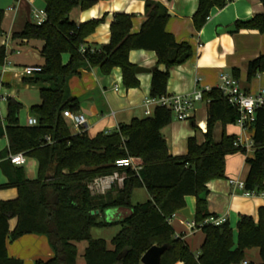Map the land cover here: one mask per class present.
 <instances>
[{"label":"trees","instance_id":"trees-1","mask_svg":"<svg viewBox=\"0 0 264 264\" xmlns=\"http://www.w3.org/2000/svg\"><path fill=\"white\" fill-rule=\"evenodd\" d=\"M232 0H198L192 21L200 32L210 18L213 8L223 9ZM264 8V0H259ZM47 20L41 25L27 24L14 35L18 39L44 42L42 71L26 80L30 84L47 85L39 90L40 104L30 108L36 125L21 126V104L12 99L7 102L6 121L0 117V137L7 136L8 148L0 153L1 169L8 179L7 186L15 188L18 197L0 202V264H24L9 256L7 240L16 241L25 235L47 237L54 257L35 264H76L75 243L86 242V264H140L142 256L154 246L166 247L160 264H239L245 252L256 248L264 264V207L259 209L258 220L240 216L236 226L238 239L235 247L233 231L225 221L221 225L204 224L216 218L208 212L207 200L199 195L207 192V184L225 179L227 156L246 150L235 146V136L225 133L228 125H236L239 112L228 103L219 88L203 91L202 101L208 105L206 132L202 141L194 136L188 139L187 153L176 157L169 153L161 129L174 119L171 111L158 106L145 119H133L130 124H120L108 134L90 138L86 132L73 134L64 119V111L78 115L79 102L70 95L69 80L80 70L98 68L110 75L115 68L122 74L125 88L139 87L136 66L129 61L131 51L154 52L157 68L152 72L150 98L167 95L170 71L192 59L189 43H178L166 31L170 14L154 1L145 3V21L137 34H133L132 15L117 14L110 25V40L99 50L86 45V38L102 20L76 24L70 20L72 10H86L94 0H43ZM4 11L0 10V36ZM238 30H255L264 35V13L246 22L237 21ZM84 47L85 51L81 52ZM68 55L67 64L62 57ZM6 50L0 48V66L5 63ZM164 67V71L158 69ZM239 70L231 75L239 79ZM264 74V54L247 63L246 82L251 83ZM221 124L220 142L213 139L214 128ZM194 126V125H193ZM196 129V126H194ZM252 131L253 159H246L249 167L244 181L247 192L264 195V111L256 110ZM23 154L36 159L38 178H26L24 170L11 164L10 156ZM139 159L137 171L132 168L117 169L115 163L123 159ZM125 176L122 187L116 184L104 194L95 193L90 186L96 179L112 176L115 172ZM1 188V187H0ZM145 189L148 200L133 204L135 190ZM196 198L193 221L203 224L204 241L199 253L191 252L184 235L175 236L169 223L173 215L185 207V197ZM56 197V203L53 200ZM126 209L130 214L120 221H107L104 215L114 209ZM99 212L93 214L92 212ZM16 219L15 229L9 231V221ZM120 226L111 239L112 249L104 239H94V228ZM123 255L120 259L119 256Z\"/></svg>","mask_w":264,"mask_h":264},{"label":"crops","instance_id":"crops-1","mask_svg":"<svg viewBox=\"0 0 264 264\" xmlns=\"http://www.w3.org/2000/svg\"><path fill=\"white\" fill-rule=\"evenodd\" d=\"M92 7L81 10H72L70 20L76 24H84L93 20H102L94 32L86 38V45L91 50H99L102 46L110 43V25L117 14L132 15L133 34H137L145 21V3L154 1L162 4L168 10L170 18L166 25V31L172 34L178 43L187 42L193 50V57L185 64L174 67L170 71L167 84V95H192L196 90H210L219 88L220 76L222 74L231 75L232 69L239 70V81L242 89L249 94H256L264 88V74L258 75L251 83L246 82L247 63L264 54V35L255 30H238L234 33L220 32L219 29H226L237 21L246 22L255 15L264 13V8L259 0H232L223 9L213 8L210 18L201 29L196 32L192 18L198 8V0H94ZM43 0H0V10L4 11L1 28L3 35L0 36V48L6 50L5 63L0 66V117L2 122L7 117V102L12 99L21 104L19 113V124L28 126L29 119H34L30 115L31 106L25 104L24 96L19 93L18 88L35 87L38 91L47 85L30 84L26 77L21 74V69L28 66H40L45 64L42 49L44 42L40 40H25L14 37L20 34L27 24L34 23L33 13L44 11ZM69 56L62 57L63 64H67ZM129 61L136 67L147 69L150 73L137 75L139 87L127 89L122 82V74L119 68H115L110 75H103L98 68L80 70V74L73 76L69 80L70 95L79 102L80 117L85 119L83 132L90 138L97 137L98 134H108L115 131L120 124H130L133 119H145V112L150 110L154 113L157 104L152 102L146 105L150 99V85L152 72L157 68V58L154 52L131 51ZM164 71L163 66L158 67ZM40 98V96H39ZM189 114L188 121H178L173 119L169 126L161 129V135L166 141L169 153L172 156L181 157L187 153V141L196 136L202 141V134L206 132L207 111L206 102H196ZM69 127L72 122L66 119ZM196 126V129L194 126ZM75 129V128H74ZM225 133L235 136L242 144L252 143V131L243 130L238 125H228L224 129ZM72 132V131H71ZM73 134L80 133L75 129ZM223 134L221 124L214 128L213 139L220 142ZM7 136L0 137V153L8 148ZM246 153H237L226 157L225 179L214 180L207 184L206 200L208 212L216 218L223 219L230 224L233 231V241L237 245L236 226L240 216H248L255 221L258 220V212L264 207V195L255 194L250 197L244 196L243 192L230 181H245L249 167L246 159H253L255 150L252 146L245 149ZM25 164L21 167L25 169L26 178L33 179L32 171L25 157ZM3 159L0 156V202L15 200L18 192L15 188H3L7 186L8 179L1 169ZM136 165H140L139 159H134ZM139 192V193H138ZM141 201L148 200V194L144 189L135 190L133 197L137 194ZM140 201V200H138ZM137 202L136 204L143 203ZM185 207L190 214L195 215L196 198L185 197ZM130 211L122 208L108 211L104 215L107 221H120L127 217ZM189 219L180 213L175 214L171 221V226L175 236L184 235V241L189 246L191 252L198 254L204 241V233L200 230L190 231L186 222ZM193 220V219H192ZM17 225V220L9 221V231L12 232ZM101 228H94L99 230ZM94 239H103L100 236H93ZM110 240H105L107 248L112 249ZM77 249L76 264H86L84 252L87 247L86 242L75 243ZM7 250L10 257L23 261L24 264H35V261L43 262L54 257L47 237L42 235H25L16 241L7 240ZM248 256V255H247ZM250 256L254 262L248 264H261L259 252L256 249ZM249 257V256H248ZM247 257V258H248ZM142 264V263H140Z\"/></svg>","mask_w":264,"mask_h":264},{"label":"built area","instance_id":"built-area-1","mask_svg":"<svg viewBox=\"0 0 264 264\" xmlns=\"http://www.w3.org/2000/svg\"><path fill=\"white\" fill-rule=\"evenodd\" d=\"M34 23L37 25H41L47 20V15L45 11H35L33 13ZM85 48H81V52H84ZM93 51V50H91ZM42 71V67L40 66H28L21 69V74L26 77H32L37 73ZM220 86L219 89L225 94L224 96L227 97L228 103L236 108L239 112V119L237 120L236 125L241 127L243 130H248L253 123L255 122V113L256 110L262 109L264 111V88L256 94H249L245 92L242 87L240 81L233 77L232 75L222 74L220 76ZM203 91L209 90H196L194 94L181 96V95H173V96H162L159 99H148L146 101V105H150L152 102H155L158 106L162 108H166L172 112L174 119L178 121L188 120L189 114L193 109V105L196 102L202 101V93ZM146 116H151L152 113L150 110L145 112ZM64 119H68L72 122L73 127L78 132H83L85 127V119L80 117L79 115H75L69 111H64L63 113ZM36 119H29L28 126L36 125ZM253 144H242V141L237 140L235 142L236 147H240L246 149ZM10 162L14 166H22L25 164V158L23 154H18L14 156H10ZM115 167L117 169H124V168H132L133 170L137 171L139 169L138 165L135 164L133 158L119 160L115 163ZM125 179L124 175H121L119 172H115L112 176L96 179L93 184L90 186L92 191L95 193L104 194L107 190L111 189L112 184H116L118 187H122L123 181ZM109 180V181H107ZM231 185H235L239 188L244 196L250 197L255 195V193H250L245 191L244 183L243 182H235L230 181ZM169 219V223H171L173 217ZM225 221L219 218H209L204 221V224H213V225H221ZM187 228L192 232L195 230H200L203 227V224L197 225L193 220H188L186 222ZM175 264H184L181 261L176 262ZM239 264H248L246 261H242Z\"/></svg>","mask_w":264,"mask_h":264},{"label":"rangeland","instance_id":"rangeland-1","mask_svg":"<svg viewBox=\"0 0 264 264\" xmlns=\"http://www.w3.org/2000/svg\"><path fill=\"white\" fill-rule=\"evenodd\" d=\"M19 90V93L22 94L24 97V101H25V104H30L29 106L35 104V103H38L40 98H39V91L37 88L35 87H29V88H23V87H20L18 88ZM183 121H188V120H183ZM70 130L72 132H75V129L73 126H70ZM28 159V165L30 166V171H32V175H34L31 179V180H35L38 178V163L36 161V159H33V158H27ZM25 173V171H24ZM25 176H28L26 175L25 173ZM29 178V177H27ZM109 181V180H107ZM139 193V192H138ZM141 193L143 192H140V194H137L136 196H134L132 198V203L133 204H136L137 202H143L141 200L143 199H139L138 195H141ZM140 200V201H138ZM120 231V226H111V227H108V228H102V229H99V230H93V236H100L101 238L105 239V240H110V238H113L118 232ZM256 251V248H252L248 251L245 252V259L244 261H247V262H254L253 261V256H250L252 252H255ZM249 257H248V256ZM248 257V258H247Z\"/></svg>","mask_w":264,"mask_h":264},{"label":"water","instance_id":"water-1","mask_svg":"<svg viewBox=\"0 0 264 264\" xmlns=\"http://www.w3.org/2000/svg\"><path fill=\"white\" fill-rule=\"evenodd\" d=\"M220 32H226V33H234L237 31V28L232 25L226 29H222L220 28L219 29ZM142 73H150L149 70L147 69H143V68H139V67H136L135 68V74L138 75V74H142ZM206 198V192H203L202 194L199 195V199L200 200H205ZM56 203V197L54 198L53 200V204ZM93 214H99V212H92V215ZM180 214L191 220L193 219V216L190 214L189 212V209L187 208H184L183 210L180 211ZM166 251V247H157V246H154V247H151L141 258V261L140 263L142 264H160V260H161V256H163V253ZM123 255H120L119 256V259L122 257Z\"/></svg>","mask_w":264,"mask_h":264}]
</instances>
